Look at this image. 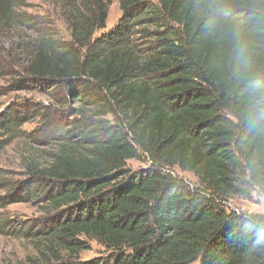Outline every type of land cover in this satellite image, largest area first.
I'll return each instance as SVG.
<instances>
[{"label":"trees","instance_id":"16d2710c","mask_svg":"<svg viewBox=\"0 0 264 264\" xmlns=\"http://www.w3.org/2000/svg\"><path fill=\"white\" fill-rule=\"evenodd\" d=\"M108 1H67L70 40L29 45L16 88L35 86L59 105L63 92L77 107L59 124L38 104L0 112V153L25 146L24 179L0 169V235L31 248L23 264H264V216L220 204L264 198V145L231 128L221 50L202 40L189 0H117L118 24L94 37ZM17 2L0 0L1 29L21 22ZM34 120L40 126L25 131ZM50 136L56 146L45 151ZM130 160L147 166L128 172ZM19 203L45 214L20 221L5 210ZM89 241L107 255L80 260Z\"/></svg>","mask_w":264,"mask_h":264},{"label":"rangeland","instance_id":"374dc122","mask_svg":"<svg viewBox=\"0 0 264 264\" xmlns=\"http://www.w3.org/2000/svg\"><path fill=\"white\" fill-rule=\"evenodd\" d=\"M69 0H18L16 11L21 20L20 23L7 29L0 28V112L7 106L14 104H28L29 106H47L49 116L54 124L64 123L72 110L76 109L74 99L60 92V99L65 102L56 104L49 93H44L35 86H27L24 90H18V84L24 81L22 69L27 65V50L30 44L38 41L46 35H53L62 40H70V30L65 18L67 10L65 4ZM79 4V0H72ZM108 14L105 28L95 33L94 37L114 28L121 18V11L117 0H109ZM78 6V5H77ZM24 47L26 49H24ZM64 95V96H63ZM57 94H55V97ZM40 126L37 120L23 126L25 131H34ZM50 140L42 149L50 151L56 146V142ZM55 139V138H54ZM25 154V146L22 140H17L0 153V169L2 175L9 181H21L23 169L20 166L21 156ZM146 163L135 160L127 161L126 170L135 172L145 169ZM173 172L196 187L195 178L188 172L177 168ZM1 178V176H0ZM227 211H236L243 214H259L264 216V198L252 194L250 199L240 196H232L220 202ZM7 213L18 217L20 221L31 222L39 220L45 214V207L35 203L12 204L5 208ZM3 211V210H2ZM90 250L79 255L80 260L86 261L96 257L107 255L105 249L95 241H89ZM33 254L22 240L12 239L0 235V264H23L27 255ZM190 264H199V261Z\"/></svg>","mask_w":264,"mask_h":264},{"label":"clouds","instance_id":"9594fccd","mask_svg":"<svg viewBox=\"0 0 264 264\" xmlns=\"http://www.w3.org/2000/svg\"><path fill=\"white\" fill-rule=\"evenodd\" d=\"M195 29L221 50L217 70L231 107L233 131L264 145V0H189ZM262 157L251 161L255 166ZM259 195V193H254Z\"/></svg>","mask_w":264,"mask_h":264}]
</instances>
